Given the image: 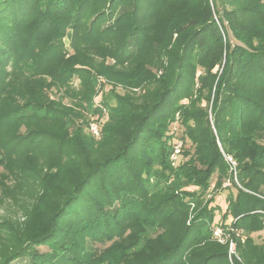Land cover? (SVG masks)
I'll use <instances>...</instances> for the list:
<instances>
[{"label": "trees", "instance_id": "1", "mask_svg": "<svg viewBox=\"0 0 264 264\" xmlns=\"http://www.w3.org/2000/svg\"><path fill=\"white\" fill-rule=\"evenodd\" d=\"M109 85L114 104L101 98L108 118L95 145L83 135L82 107L100 115L93 99ZM117 85L145 92L119 95ZM175 122L193 149L177 166ZM40 153L48 164L39 171L55 172L52 183L36 178L41 194L51 188L57 199L46 214L0 223V264H230L228 243L211 232L220 211L211 204L229 179L236 193L219 227L246 235L240 243L229 234L240 260L264 264V241L250 236L264 231V3L0 0V165L9 159L22 178ZM189 202L196 211L187 223Z\"/></svg>", "mask_w": 264, "mask_h": 264}, {"label": "rangeland", "instance_id": "2", "mask_svg": "<svg viewBox=\"0 0 264 264\" xmlns=\"http://www.w3.org/2000/svg\"><path fill=\"white\" fill-rule=\"evenodd\" d=\"M261 3H264V0H260ZM215 8H214V20L217 21L218 18V12L220 13L221 7L222 6L220 3L218 4H214ZM228 7V5H227ZM218 11V12H217ZM217 26L218 29L220 31V33L224 36L225 34V30L227 28V23L225 21H223V23L217 22ZM175 38V36H174ZM65 46L68 47V41L67 39L64 40ZM232 43V41H231ZM223 63L221 62L220 65H215L214 68L212 69V73L213 74H219L221 67H222ZM7 70H10V67L7 68ZM159 74V73H157ZM198 75L201 74V71H199L197 73ZM11 77V76H10ZM15 79V78H13ZM26 82H24L22 79L17 80L14 82V84L17 87H20L22 89V87L25 85ZM197 86V84H196ZM72 87H78V80L74 79L73 80V84ZM111 89V86H105L101 91L98 92L97 96L93 99V106L99 110H101V114H95L94 116H90L87 114V112H85L86 110L83 109L82 107V114H86L87 117L89 118V123L91 124L92 122H97L98 126L100 124V131L98 136H93L90 133L89 130V126H85V124H83V135L85 137H87L90 141L93 142V144L95 145H99L101 140H102V135H101V126L105 123V121L107 120L108 116V112L107 109L104 108V105L102 104V97H105L106 100L108 101V103L110 105L114 104V98L112 97V93L109 92V90ZM115 91L117 94L119 95H124V94H135L134 96H138V95H142L145 92V89H141V88H129V89H123L120 86H116L115 87ZM54 89L51 88L49 90V95L50 98L53 96L54 100H57L56 97L60 96V95H55L54 97ZM59 99V97H58ZM63 104L65 105H71V102L69 101V99L64 98L62 100ZM183 103H187V100H184ZM211 103V100H210ZM209 103L208 105V111L210 110V106L211 104ZM74 104V103H72ZM201 107H206V101L202 100L201 101ZM87 118V119H88ZM210 119V117H209ZM210 123H212L211 119H210ZM89 124V125H90ZM72 127H70L69 129V133L71 132ZM169 130L170 133L169 135H173V141L178 143H181V145L183 144L182 142H184V147H183V154H178L176 155V161H175V166L180 165L181 163H185L190 159L191 156V152L193 151L192 147L190 146V143L186 140H184L183 137V133H184V128L180 127V125L175 122V123H171L169 126ZM20 133H27V131L25 130L24 127L20 128ZM184 141H183V140ZM221 149L220 144L218 145ZM222 152V149H221ZM46 153H40L39 156L37 158H35L33 161L29 162L27 164V166L29 167L30 171L34 173L29 174L26 173L25 177L20 176V174L16 171V164L14 163H9L8 165L7 162L9 159L5 160L6 164H1L0 165V223L4 222V221H10L13 223H18L20 221H23L24 219H26V215L28 213H35L38 210H42L43 212H45V214L47 212H49L54 205L55 200L57 199V197H52V189L49 188L48 189V195L44 193L41 194V190L39 187V183L38 180L44 179L46 181V183H52L53 182V178L52 175L55 172H51L48 174L47 170L42 169V171H39L40 167H42L43 165L45 167H47L48 161L44 162V159L46 157ZM11 158V157H10ZM232 158V157H231ZM225 160V159H224ZM233 160V159H232ZM3 161V162H5ZM234 161V160H233ZM54 162V161H50L49 163ZM235 162V161H234ZM236 163V162H235ZM21 165V164H20ZM22 165H26L24 163H22ZM229 166V165H228ZM20 167V166H18ZM73 164H68V166L66 168H72ZM36 173V174H35ZM36 175V176H35ZM38 180H37V179ZM234 178V177H233ZM153 180L154 178H152L150 180V189H152L153 187ZM231 179H229V182L226 180L223 181V185L222 187L227 186L225 189H222L218 195L215 196L214 198V202L211 204V206H217L219 207L220 211H216L215 212V217L213 220V225H211V232L213 234V230L214 228L219 227L221 224V215L225 212L226 209V196L228 195L229 192H231L232 194H235L236 191L235 189L231 186ZM234 181H236V179H234ZM214 182H215V176H212L211 180H210V186L208 188V190L206 191V196H205V200L209 198V196L211 195L212 192H214L213 186H214ZM237 182V181H236ZM182 190L185 191H197V188L194 187H183L181 188ZM229 189V190H227ZM41 194V196H39ZM39 196V198H38ZM37 198V199H36ZM39 205V209L36 210V206ZM196 206L194 205V203L189 202V214H188V221H191V219L194 217L195 214V210ZM232 219L229 217L227 221H225V225H229L231 223ZM217 225V226H215ZM231 225V224H230ZM215 226V227H214ZM221 228V227H219ZM218 228V229H219ZM231 226H227L226 228H222V233L224 234H231ZM239 233V232H238ZM240 235H238V239L240 240V243H243L244 240L246 239V235L244 233H242V231L240 230ZM250 236L254 239L255 244L262 245V242L264 241V231L258 232V233H252L250 234ZM213 240L215 241V238L213 237ZM217 242V241H216ZM90 243V242H88ZM109 243L100 246V244H95L94 246H96L97 248L99 247H106L108 246ZM264 246V244H263ZM236 247L237 245H235L234 248V255L231 254L230 255V249L229 247H227L226 250V254H227V261L230 264H233V257H236L239 261L240 264H247L246 260L243 259L241 257H238L237 252H236ZM101 248V249H102ZM94 249V248H93ZM39 252H45L47 251L46 247H40L38 249ZM92 252H95V250H91ZM240 256V255H239Z\"/></svg>", "mask_w": 264, "mask_h": 264}, {"label": "built area", "instance_id": "3", "mask_svg": "<svg viewBox=\"0 0 264 264\" xmlns=\"http://www.w3.org/2000/svg\"><path fill=\"white\" fill-rule=\"evenodd\" d=\"M89 130H90V133L93 135V136H98L99 134V126L97 124V122H92L90 125H89ZM180 148H181V143H176L174 146H173V151L170 155V160L172 162V165L175 164V161H176V155L180 154ZM224 159L226 161V163L229 165V170H230V173H232L234 179H236V163L232 160V158L230 156H224ZM214 228L213 230V237L215 238V240L218 242V243H221V244H225V243H228V247L230 249V255L233 254L234 255V248H235V244L229 239V234H223L222 233V228ZM231 232H234L237 236L239 235L238 232L236 231H233L232 229H230Z\"/></svg>", "mask_w": 264, "mask_h": 264}]
</instances>
